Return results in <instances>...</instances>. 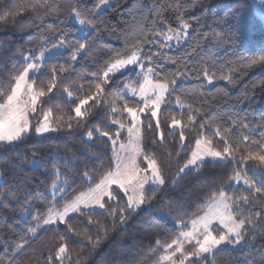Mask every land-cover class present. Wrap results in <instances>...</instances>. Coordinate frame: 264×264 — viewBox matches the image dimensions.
<instances>
[{
	"label": "trees",
	"instance_id": "trees-1",
	"mask_svg": "<svg viewBox=\"0 0 264 264\" xmlns=\"http://www.w3.org/2000/svg\"><path fill=\"white\" fill-rule=\"evenodd\" d=\"M37 2L52 5L51 14L41 9L37 19L36 13L28 10L20 12L5 26H0V95L10 88L14 83V77L25 66L22 58L32 50L38 49L41 39L48 38L50 31L57 32L62 26L60 21L66 19L61 5L67 6L68 0ZM98 2L99 0H87V7L93 8ZM203 2L204 5L210 6V13H205L197 0H128L127 4L124 0H112L111 7L96 17L104 34L90 50L93 55H90L88 60L81 61L69 78L57 73L59 91L54 89L55 96L51 99L48 97L52 94L43 98L47 103L43 100L38 103L40 117L43 112L51 110V124L56 126L59 121L64 125V129L52 134L48 139L25 136L22 141L12 146L0 145V173L3 179L0 192L11 188L20 201L17 203L15 199L2 200L0 197L2 201L0 264H158L165 250L158 247L155 241L161 239L163 243L164 239H167L170 243L180 231L179 227L172 228L171 222L162 218L159 213L183 209L186 215L180 217L173 212V216L177 221L183 219L189 223L191 219L206 211L208 197L219 188L225 189L230 196L248 195L242 182L235 185L229 180L234 167L224 168L223 165L209 163L204 166L206 170L202 174L193 171L187 175L177 176L180 168L190 157L196 139H211L212 147L222 150L223 143L213 135L217 129L221 130V134H224L226 129H232L234 135L228 137L230 142L244 131L236 126V113H239L240 118L247 115L244 122L249 123L250 127L264 123L261 121V116L264 115V92L259 90V81L264 80V65L245 67L249 62L247 58L254 51L259 55V50L264 49V26L250 0H203ZM73 3L75 4V0ZM254 6L262 13L264 0H254ZM105 21L109 23L106 24ZM183 22L188 23L190 28L186 43L182 46L161 48L162 36L168 35L169 29L174 32ZM72 25L74 24L71 19H68L63 27L70 29ZM213 29L224 34L227 43L218 44L215 39H211ZM139 34L149 39L156 37L160 41L158 44H145L143 48L144 52L150 49L152 53L159 54L158 57H153L154 61H157L155 64L157 75L153 79L168 83L170 88L172 80L177 82L176 91L167 98L171 107L165 106L159 112L158 119L161 122L159 130H149V121L144 115L141 116L142 154L156 158L158 164L163 161L168 186L157 192V199L154 202L150 201L149 209L145 207L143 211L130 214L124 224H120L117 217L113 226V221L109 217L106 234L104 229L98 232L87 219L91 215L93 221L104 223L103 216L85 212L83 215L71 217L73 239L69 242L66 253L62 254L63 259H56L59 235L63 234L67 225L55 224L38 231L35 235L28 229L35 228V223H42L46 219L48 212L46 204L52 207L55 203L58 206L63 205L74 199L79 192L86 190L88 184L80 177L84 172L91 176L94 166L101 163L97 157H104L105 161L111 158L112 167L115 166L112 141L108 137H102L101 133L108 131L114 134L118 125L113 121H127L126 115H121L119 111L123 108V101L117 98L121 93L117 91L114 96L106 87L100 105L89 101L88 105L82 108L85 111L104 108L105 111L100 113V118L90 120L86 127L76 128L69 136L67 123L75 113L69 111L74 104L71 103V98L67 97L65 89L72 91L74 96L94 93V85L88 86L91 73L110 62L112 53L107 50L112 48L124 50V37L127 36L129 42H133L131 38ZM69 39H72L71 33ZM55 42L52 40V43ZM56 63V60L47 61L43 75H38L37 91L40 90V86H46L50 82L49 72ZM59 63L64 64V61L60 60ZM64 66L68 67L66 64ZM147 67L148 64L145 62V68ZM177 72L184 73V77H178ZM209 77L214 82L211 86L208 84ZM120 83L121 86L128 83L130 87H138L134 78L122 80ZM74 85L82 87L77 90ZM61 93L65 94L62 96ZM123 94L129 101V106L135 107L137 99L127 96L126 92ZM240 97L253 99L250 104L247 99L238 103ZM177 102L182 107L175 106ZM113 108L116 111H113ZM190 115L195 117L191 122L188 120ZM173 117L181 121L180 129L171 127ZM155 121L154 118L151 121L153 126ZM72 122L75 124V121ZM201 123L206 124V127L201 129ZM181 130L184 131L183 147L179 139ZM88 131L93 133L91 140L86 139ZM253 135L255 139H259V131ZM127 137L126 134H122L117 144L125 142ZM113 139H117L115 135ZM34 159L40 162V168L29 165ZM53 169L56 170V174L53 173ZM69 173L76 175L75 182ZM58 179L64 183V187L71 184V188L62 199L59 198L53 203L48 190ZM174 180H178L179 183L173 185ZM230 183L233 186L228 188ZM146 195L151 196L152 193ZM26 203H31L32 207L31 214L26 213L25 221L21 219V214ZM261 209V201L257 200L251 206H244L239 214L248 216ZM251 227L245 231V238L252 240L255 237V259L248 255L249 248L244 247L214 252L202 264H209L211 261L214 264H243L246 258L251 264H258L260 257L264 255V224L255 225L256 233L251 231ZM164 232L168 233L167 237H162L161 234ZM21 245H24L23 252L14 257V253ZM49 256L54 259L49 261Z\"/></svg>",
	"mask_w": 264,
	"mask_h": 264
},
{
	"label": "snow or ice",
	"instance_id": "snow-or-ice-1",
	"mask_svg": "<svg viewBox=\"0 0 264 264\" xmlns=\"http://www.w3.org/2000/svg\"><path fill=\"white\" fill-rule=\"evenodd\" d=\"M197 2L204 8L205 13H210V6L204 5L203 0H197ZM124 3L127 4L128 0H124ZM104 6L111 7L109 0H99L93 8L87 7V0H75V4L73 0H68L67 6L61 5L63 14L66 15V19L60 21L62 26L57 29V32L50 31L48 38L41 39L39 48L32 50L24 57L25 66L14 77V83L11 84L10 88L0 95V101H2L0 102V145L12 146L16 142L22 141L25 136L48 139L51 138L52 134L64 129V125L59 121H57L56 126L50 123L52 119L51 110L43 112L42 120L39 119L41 113L37 105L48 94H52L48 99L53 98L55 96L54 89L59 91L57 73L69 78L81 61H86L90 55H93L90 50L97 45V41H100L104 34L96 19L104 11ZM41 9H44L47 14H51L53 6L47 3L40 4L37 0H0V26H5L9 20L14 19L20 12L28 10L35 12V18L38 19ZM68 19L76 20V23L70 29L63 27ZM104 23L108 24L109 22L105 21ZM188 27V23L183 22V29L187 30ZM168 31L172 32L173 30L169 29ZM69 33H71L72 39H69ZM183 35L180 30L175 32L174 37L167 34L163 35L161 48L171 47L172 45L168 42L173 38L179 43L183 39ZM131 39L133 42H129L127 36L124 37V50L120 48L108 49L107 52L112 53L110 62L105 63L103 68H97L96 71L91 73V81L88 86L92 87L94 85V93L74 96L72 91L65 89L67 97L71 98V103L74 104V107L69 111L75 113L74 117H71L67 123L69 136L76 128L86 127L90 120L100 118V113L105 111L104 108H97L95 111H85L82 108L88 105L89 101H94L95 105H100L107 87L114 96L117 91L121 93L117 98L123 101V108L119 111L121 115H126L127 121H113L118 125L116 132L110 134L108 131H104L101 136L108 137L115 145L122 135L121 130H126L128 142L127 145H120V148L125 150L127 155L121 156L114 152V167H112L111 158L105 161L104 157H97L101 163L94 166L91 170V176L88 172H84L80 177L88 184L86 190L79 192L74 199L65 202L62 210L45 205V207H48L47 218L44 220L45 225H67L63 230V234L59 235V247L55 254L56 259H63L62 254L66 253L68 244L73 239L70 213L83 215L85 212H90L103 216L105 218L104 223L93 221L91 215L87 219L98 232L100 229H104V234H106L109 217L113 221V226L117 217L119 223L124 224L130 214L143 211L145 207L150 208V201L154 202L157 199V192L163 191L168 186L163 161L158 164L156 158L148 155H144L143 159L139 160L142 156L140 122L141 116L144 115V118L149 121V130L160 129L161 122L159 119L155 121L154 126L151 121L157 117L158 110L161 109L162 105L171 107L170 101L166 99V94L169 97L173 95L176 91L177 82L172 80L170 82L172 87L170 88L168 83L153 79L157 75L155 68L157 61H154L153 57H158L159 54L152 53L150 49L144 52L143 48L145 44L160 43L156 37L149 39L147 36L139 34ZM211 39H215L218 44L227 43L224 34L218 33L214 29ZM52 40L56 42L52 43ZM37 51L39 55H36ZM247 59L249 62L245 65L246 68L264 65V49L259 50V55L254 51ZM49 60L57 61L56 64L52 65L49 72L50 82L46 86H40V90L37 91V74L43 75ZM60 60H63L68 67L66 68L64 64L59 63ZM145 62L148 64L146 70ZM176 75L184 77L185 74L177 72ZM130 78L136 79L138 87H130L128 83L121 86L120 82L122 80L127 81ZM224 79H228V77H224ZM208 80L211 83V77ZM62 82L60 81V83ZM259 85V90L264 92V80H260ZM74 86L77 90L82 87L81 85ZM126 91H130L132 96L138 97V100L135 101V107L129 106V101L124 98L123 93ZM65 93H61V95L63 96ZM244 99H247L250 104L253 98L240 97L238 103ZM43 102L47 103V100H43ZM113 111H116V109L113 108ZM33 114L35 115L33 116ZM30 116L37 119V123L31 124ZM236 116V126L244 131L236 136L234 141L230 142L228 137L234 135L233 130L226 129L224 134H221V130L217 129L213 135L223 143L222 150L213 148L211 139H196L191 156L187 159L184 167L180 168L177 175H187L193 171L202 174L206 170L204 166L209 163L220 164L224 168L234 167L229 180L237 184L242 182L248 195L230 196L225 189H217V192L208 197L207 210L202 215L191 219L190 228L187 221L183 219L177 221L176 217L173 216V212L180 217L186 215L187 213L183 209L177 208L171 212L159 213L162 218L171 222L172 228H180V231L176 233L175 238H172L170 243L167 242V239H164L163 243L161 239L155 241L158 247H163L165 250L166 254L161 259L167 261L168 264H202L207 259L206 254L244 247L249 248L248 255L255 259V237L252 240L246 239L245 231L249 226H252L251 231L256 233L257 228L255 225L257 223L264 224V123H260L256 127H250L249 123L244 122L247 115L240 118L239 113H236ZM194 119V116L190 115L188 117L189 122ZM229 119L232 118L229 117ZM72 121H75V124ZM261 121H264V115L261 116ZM180 124L179 119L172 118L171 127L173 129ZM200 127L203 129L206 124L201 123ZM257 131H259V139H255L253 135ZM113 135L117 139H113ZM92 136V131H88L87 137L91 139ZM179 139L183 147V130L180 131ZM160 140L163 141L162 133L160 134ZM237 156H239V159H237ZM143 161L147 163L146 167L142 168L140 164ZM32 164L39 166V162L35 160L32 161ZM170 164L171 162H169V166ZM52 171L56 174L55 169ZM68 175L72 176L73 182H75L76 175L73 173ZM172 183L176 185L179 181L174 180ZM232 186L230 183L227 187L231 188ZM70 188L71 184H66L63 188L56 185L51 194L53 203L56 201L57 195L62 199ZM149 192L152 193L151 196L146 195ZM0 197H2V200L15 199L17 203H20L16 197V192L11 188L0 192ZM257 200L261 201V211L250 213L248 216L239 214L244 206H251ZM31 207V203H26L22 215L25 213L30 215ZM28 231L35 235L36 228H29ZM161 235L167 237L168 233L164 232ZM86 238L91 239L90 237ZM186 242L191 245V251L185 249ZM23 250L24 245L19 246L14 253V257ZM53 259L52 256L48 257L49 261ZM243 264H251V261L246 258ZM258 264H264V255L260 257Z\"/></svg>",
	"mask_w": 264,
	"mask_h": 264
},
{
	"label": "rangeland",
	"instance_id": "rangeland-1",
	"mask_svg": "<svg viewBox=\"0 0 264 264\" xmlns=\"http://www.w3.org/2000/svg\"><path fill=\"white\" fill-rule=\"evenodd\" d=\"M109 2H110V4L112 3V0H109ZM108 8V6H104V10L105 9H107ZM96 11H99V10H96ZM71 22L73 23V24H75L76 23V20L75 19H71ZM177 30H180L184 35H183V39L179 42V43H177L176 42V40L173 38L171 41H169L168 43L170 44V45H172V46H182V45H184L185 43H186V41H187V39H188V36H189V30H190V28L188 27V29L187 30H184L183 29V24H180L179 25V28L177 29ZM177 30H175L174 32H170L168 35H171V36H175V32L177 31ZM171 46V47H172ZM167 48H170V47H167ZM29 54V53H28ZM27 54V55H28ZM130 54V53H129ZM36 55H39V52L36 54ZM25 57V56H24ZM24 57L22 58V60L23 61H25L24 60ZM147 68H145V70H146ZM37 75H39V74H37ZM214 82L211 80V83H209V80H208V84H209V86H211L212 84H213ZM126 95L127 96H129V97H132V98H135V99H137L138 100V97H134V96H132L131 95V92L130 91H126ZM168 98V96H167V94H166V99ZM175 106H177V107H182L181 106V104L179 103V102H177V103H175L174 104ZM166 105H162L161 106V109L163 108V107H165ZM37 107H38V105H37ZM160 109V110H161ZM160 110H158V114H157V117L156 118H154L155 120H157L158 119V117H159V112H160ZM35 114H33V116H34ZM33 116H30L29 117V119H30V123L31 124H35V123H37V119H34L33 118ZM39 119H41L42 120V117H40ZM51 123V122H50ZM176 128H178V129H180V125H178V126H176ZM122 131V134H126L127 136H128V134H127V132H126V130H121ZM140 135H141V122H140ZM86 139L87 140H91V139H89L87 136H86ZM117 142H119L118 140H117ZM127 142H128V137H127V140L125 141V142H122V143H116L115 145H113V143H112V147H113V150H114V152L115 153H117V154H119V155H121V156H125V155H127V152L125 151V150H122L121 148H120V145L121 144H125V145H127ZM183 144H184V141H183ZM140 147H141V140H140ZM195 148V147H194ZM141 149H142V147H141ZM190 156H191V154H190ZM143 159V154H142V156L139 158V160H142ZM35 160V159H34ZM32 161L33 160H31L30 162H29V165L31 166V167H33V168H40L41 167V164H40V162L38 161V160H35V161H37V162H39V166H36V165H33L32 164ZM146 161H143V164H140V166L143 168V167H146ZM114 164H115V155H114ZM186 164V163H185ZM184 164V165H185ZM184 167V166H183ZM179 173V172H178ZM181 175H183V174H181ZM181 175H177L178 177L179 176H181ZM2 176H1V173H0V184L2 183ZM234 184L235 185H237V183H235L234 182ZM56 185H59V187H61V188H63L64 187V183L62 184V181L61 180H56V182L53 184V186L48 190V193L51 195L52 193H53V189H54V187L56 186ZM114 188L116 187L115 185L113 186ZM52 196V195H51ZM60 198V196L59 195H57V199L56 200H58ZM62 206L63 205H60V206H58V205H56V203H55V205H54V208H56V209H59V210H62ZM207 210V209H206ZM78 214H80V213H70L69 214V216L70 217H73V216H75V215H78ZM47 218V217H46ZM21 219L22 220H27L26 219V213L25 214H21ZM191 221V220H190ZM189 224H190V222H189ZM52 225H55V224H48V225H45L44 224V221L42 222V223H35V228H36V233L38 232V231H40V230H42V229H44V228H46V227H49V226H52ZM190 227H191V224H190ZM35 233V234H36ZM185 249L187 250V251H191L192 250V248H191V245L189 244V243H185ZM166 253L164 252L163 254H162V256L160 257V260H159V263L158 264H168V262L167 261H164L163 259H161L164 255H165ZM207 255V258L208 257H210V256H212L213 255V253H210V254H206ZM205 261V260H204ZM211 264H214L212 261H211Z\"/></svg>",
	"mask_w": 264,
	"mask_h": 264
},
{
	"label": "water",
	"instance_id": "water-1",
	"mask_svg": "<svg viewBox=\"0 0 264 264\" xmlns=\"http://www.w3.org/2000/svg\"><path fill=\"white\" fill-rule=\"evenodd\" d=\"M250 2H251V4H252V6H253V9H254V11H255L257 17L260 19L262 25L264 26V10H263L262 13H260V12L258 11V9L254 6V0H250ZM147 208H148V207H147ZM148 209H149V208H148Z\"/></svg>",
	"mask_w": 264,
	"mask_h": 264
}]
</instances>
